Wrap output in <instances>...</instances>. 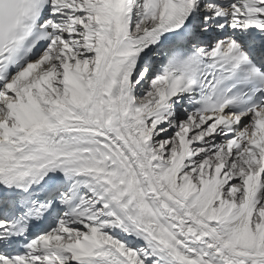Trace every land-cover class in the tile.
Returning a JSON list of instances; mask_svg holds the SVG:
<instances>
[{"label":"snow or ice","instance_id":"snow-or-ice-1","mask_svg":"<svg viewBox=\"0 0 264 264\" xmlns=\"http://www.w3.org/2000/svg\"><path fill=\"white\" fill-rule=\"evenodd\" d=\"M0 264H264V0H0Z\"/></svg>","mask_w":264,"mask_h":264}]
</instances>
